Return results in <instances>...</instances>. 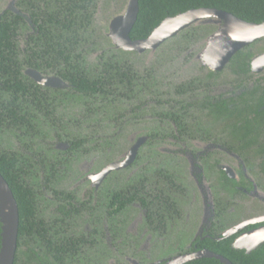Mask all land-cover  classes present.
I'll use <instances>...</instances> for the list:
<instances>
[{
  "label": "flooded vegetation",
  "instance_id": "flooded-vegetation-1",
  "mask_svg": "<svg viewBox=\"0 0 264 264\" xmlns=\"http://www.w3.org/2000/svg\"><path fill=\"white\" fill-rule=\"evenodd\" d=\"M13 1L0 21L21 16L22 58L14 45L24 94L0 76V127L17 140L5 138L0 149L15 160L11 172L31 204H24L20 231L18 212L12 264H187L205 257H183L217 253L221 243L247 253L254 242L247 240L264 228V65L257 59L264 51L250 48L264 36L212 68L202 57L193 61L198 30L191 24L173 36L188 38L174 59L149 62L139 73L104 46L93 50L96 63L86 61L103 2L81 4L83 17L62 42L72 49L62 58L34 55L31 48L56 43L38 39L33 0L24 1V12ZM38 1L41 23L50 0ZM214 19L216 31L224 21ZM48 29L58 35L60 26ZM81 117L88 131L101 125L114 137L132 128L128 146L111 157L109 143L102 149L108 159L96 165L89 143L98 136H77ZM73 125L76 133L63 131Z\"/></svg>",
  "mask_w": 264,
  "mask_h": 264
},
{
  "label": "trees",
  "instance_id": "trees-1",
  "mask_svg": "<svg viewBox=\"0 0 264 264\" xmlns=\"http://www.w3.org/2000/svg\"><path fill=\"white\" fill-rule=\"evenodd\" d=\"M24 1L18 0L17 6L24 12ZM87 0H50L45 3V10H43L42 20L38 23L40 13L35 9L38 6V0H33L30 15L33 22L40 27L39 37H42L47 44L56 43V47L51 49L46 48L34 49V55L38 56L41 51L45 54H55L56 56L65 55V50L70 52L72 46L66 47L62 42L71 40V28L76 26L79 20L83 17L81 14V6ZM66 8L67 16L63 19V9ZM76 8V10H75ZM197 8H215L224 10L232 15L252 23L264 22V0H138L137 18L129 33L131 39L146 38L151 31L167 16H174L176 14L185 12L190 9ZM70 9V12H69ZM21 19L19 15H13V18L8 21L3 19L0 21V76L5 78L9 75L8 81L12 82V87L15 92L21 91L24 94V82L20 78L19 60L15 52L14 40L16 39L17 23ZM59 25L60 30L58 35L53 33L48 27ZM82 25V24H81ZM76 32L79 29H75ZM45 35V36H44ZM36 40L37 37H32ZM52 40V41H51ZM50 41V43H49ZM60 45L62 47H60ZM83 86H87L85 81H82ZM18 97V96H17ZM16 115V113H15ZM23 118V115H21ZM15 167V160L9 157L6 152L0 149V174L8 183L14 199L16 201L19 212V231L22 228L21 217L23 216L24 204H31L27 199V192L17 179L15 172H11ZM1 232V226H0ZM229 259L233 264H264V243L258 246L250 253H245L242 250H235L228 245L221 243L220 248L215 250ZM221 263L214 258H202L189 262L187 264H216Z\"/></svg>",
  "mask_w": 264,
  "mask_h": 264
},
{
  "label": "water",
  "instance_id": "water-1",
  "mask_svg": "<svg viewBox=\"0 0 264 264\" xmlns=\"http://www.w3.org/2000/svg\"><path fill=\"white\" fill-rule=\"evenodd\" d=\"M16 10V9H14ZM138 13V0H127L124 11L113 17L111 26L106 32L107 37L122 50H155L168 38L175 36L183 28L191 24L205 20L222 19V27L211 33L203 41L204 47L197 58L202 57L212 68L220 67L235 53L250 42L264 36V22L252 23L244 21L229 12L215 8L190 9L174 16L165 17L146 37L131 39V30ZM203 20L205 22H203ZM210 22V21H209ZM264 53L257 59L260 65H264ZM0 264H12L16 249L18 209L17 204L7 182L0 174ZM253 240L254 242H252ZM253 244L247 249V253L264 242V228L248 239ZM212 257L223 264H233L226 257L204 250L194 256L182 258V262L193 258ZM177 259V258H176Z\"/></svg>",
  "mask_w": 264,
  "mask_h": 264
},
{
  "label": "rangeland",
  "instance_id": "rangeland-1",
  "mask_svg": "<svg viewBox=\"0 0 264 264\" xmlns=\"http://www.w3.org/2000/svg\"><path fill=\"white\" fill-rule=\"evenodd\" d=\"M98 1L100 3L103 2L102 4L103 6H102V11L100 12L99 20L97 21L96 19H94L92 22V28L94 29V32L91 37L93 40L92 42L95 44L94 46H96L97 48L93 46L94 48L92 47L91 50L87 51L88 53L86 52L87 53L86 61H88V63L91 65L96 63V60H97V58L94 57L95 55H94L93 50L94 51L97 49L99 50L100 48H102V46H104L107 49L109 48L108 50L110 51H107V53H112L110 55L118 57L119 59L122 57L126 59L127 61L135 63L138 68L137 69L138 72L141 73V71L146 66H148L147 64L149 62L150 64L154 63L155 65H157L158 63L169 61L170 58L174 59L176 57V55L174 54L175 47H178L181 41L188 40V38L184 37V34H179L176 37L166 40L155 50H147L146 52L138 53V52H133L132 50L125 51V50L119 49L107 37L106 35V32L108 31L107 25L109 24L110 20L113 19L114 16L124 11L127 0H98ZM10 2H14V1L13 0H0V11L2 8L7 6ZM205 21L206 23H201L202 21H199L193 24V27H195L194 30L195 31L198 30V33H197L198 37L194 38L197 41L192 45V48L194 49L193 50L194 51L193 61H197L198 59L197 55L201 52L200 50L204 47V43H203L204 39L206 38L208 34L210 35L211 33L215 31L216 24L218 23L215 20H209V19ZM205 21L203 20V22ZM18 32L19 33H17L18 37L16 38L17 40L16 44L19 50L18 52L19 57L22 58L23 57L22 45H24V35H25L24 26ZM89 41L90 39H88V42ZM96 44H99L101 46L96 45ZM250 48H252L253 50L252 52L253 55L263 52L264 51V39L256 43H253V45H251ZM81 108H82V105L79 107V109H77L78 112H76V116H75L76 124H77L78 114L79 112L82 111ZM96 111L97 110H95V112ZM70 114H71V111H69V114L67 116L69 117ZM73 114H75V110L73 111ZM98 117H99V114L96 118L92 119V121L93 120L97 121ZM82 119L83 117L80 118V123H79L80 132L77 133V136H89L90 134H94L95 132L98 136V137H94V139H92L91 142L89 143L90 148L91 149L94 148L92 149L93 153L97 155L96 165L102 164L106 162V159H108L105 151L102 152V149L104 147H107L109 143H112L114 146L110 153L111 157L118 155L126 146H128L127 141L131 139V138L129 139V137H131L133 133L132 128L130 127L125 128L121 132L120 135L117 133V136L114 137L113 129L104 128L101 125L96 129H92L88 131L90 128V123H89L90 121L89 119H85V120H82ZM99 121L100 119L98 120V122ZM43 130L48 133V138H49L50 133H52V130L48 128L47 126ZM63 131H65L66 133H70V132L76 133L75 125L68 126ZM13 133L14 132L10 130H6L0 127V143H3L5 138H9L8 140L10 141L12 140L14 145H16L17 140L13 136ZM45 143L47 142L45 141Z\"/></svg>",
  "mask_w": 264,
  "mask_h": 264
},
{
  "label": "bare ground",
  "instance_id": "bare-ground-1",
  "mask_svg": "<svg viewBox=\"0 0 264 264\" xmlns=\"http://www.w3.org/2000/svg\"><path fill=\"white\" fill-rule=\"evenodd\" d=\"M260 59V58H259Z\"/></svg>",
  "mask_w": 264,
  "mask_h": 264
}]
</instances>
